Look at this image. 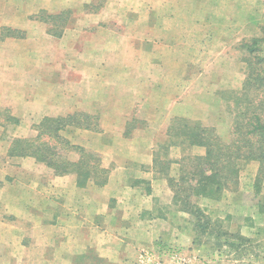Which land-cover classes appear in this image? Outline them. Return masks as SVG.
<instances>
[{"label": "crops", "instance_id": "1", "mask_svg": "<svg viewBox=\"0 0 264 264\" xmlns=\"http://www.w3.org/2000/svg\"><path fill=\"white\" fill-rule=\"evenodd\" d=\"M179 1L144 0L134 6L137 8L121 6L118 9L111 0L101 5L88 4L86 0H0V114L9 112L13 124L22 127L21 124L26 123L28 130L46 117L81 114L92 119L96 116L95 121L101 126L89 129L67 127L62 136L75 146L100 153L106 161L115 162L117 158L121 161L117 164L118 169L129 177L138 167L131 163L136 155L144 159L145 166L138 164L140 168L149 172L153 165V140L161 137L163 130L156 134L145 129L140 136L135 133L131 137L128 124L132 119L163 123L165 130L173 112L179 105H184L180 102L183 98H180L178 85L187 87L195 81L198 56L194 52V43L207 42V37L216 41L209 23H196L189 18L181 20L178 15L172 17L171 12L176 10H186L189 14L196 9V3L203 1L183 0L185 7L178 6ZM222 2H225L224 6L228 4L226 0ZM236 8H242L240 0H236ZM113 9V14L105 17V11ZM62 12H74L76 18L54 36L51 24L38 17ZM239 17L242 18L240 14ZM228 27L230 25L222 27L224 36L220 35L218 41H228L225 37L232 35ZM248 30L246 25L240 27V40L249 35ZM3 129L1 124L0 131ZM117 143L124 146L122 150L115 148ZM131 143H136L137 147L133 149ZM16 158L9 157V160ZM9 162H6L7 167L18 169ZM75 182L73 176L56 177L45 182L42 188L45 193L58 189L61 199L52 209L50 202L54 198H44L42 215L53 210L52 217L56 220L50 225L52 227L45 225L37 234L44 243L40 247L45 249L49 245L55 252L70 242L65 238L72 235V243L76 242V248L80 249L78 253L72 251L64 255L60 260L62 263L57 264H77L80 255L106 245L97 243L95 240L98 239L91 242L94 236L129 234L128 224L115 226L114 215L117 213L115 209L111 210V199L130 212L136 209L138 218L143 210L142 202L148 198L140 183L129 180L118 184L119 194H115L116 190L111 193L114 184L117 185L112 174L101 189L94 188L92 183L86 189H79ZM39 187L37 189L41 190ZM15 198L11 201L17 202L18 196ZM29 201L33 202L27 198ZM27 211L26 221L33 222V207L30 209L29 206ZM14 216L19 215L15 213ZM59 224L66 227L60 228ZM56 228L61 230L62 238L51 243L52 231L56 232L53 230ZM15 247L27 252L35 250L33 242L13 246L0 239V264H29L28 258L11 254L10 250ZM41 260L51 264L55 258L54 255L51 259L42 256ZM120 260H114L112 264H122L125 258ZM106 263L110 264L109 261Z\"/></svg>", "mask_w": 264, "mask_h": 264}, {"label": "rangeland", "instance_id": "2", "mask_svg": "<svg viewBox=\"0 0 264 264\" xmlns=\"http://www.w3.org/2000/svg\"><path fill=\"white\" fill-rule=\"evenodd\" d=\"M86 1L88 4L92 2L97 5L107 2V0ZM201 1L203 2L200 4L196 3V9L189 14L186 10L171 12L172 17L178 15L177 18L181 20L189 18L196 23H209L212 36H216L214 42L207 37V42L196 41L194 43V52L198 56L195 61L198 72L192 85H186L187 87H183L182 84L178 85L180 98H183L180 102L184 105L177 107L176 112H173V118H186L198 121L203 126L214 128L220 138L227 142L229 138L231 139L230 128L235 114L233 97L235 94H239L248 72L264 74V0H240L241 9L236 8V0H226L228 4L226 3L225 6L223 0H211L209 4L206 3L208 0ZM111 2H115L118 9L121 6L137 8L134 6H138V3H142L144 0H111ZM178 4V6L185 7L186 2L181 0ZM114 11V9L105 11V17L112 15ZM137 12L135 11V13ZM168 13L170 14V12ZM239 14L242 18L239 17ZM85 15H89V13ZM75 18L74 12H67L65 19L58 26H51L54 36H57L66 24H72ZM89 18H91L90 15ZM225 25H230L228 29L232 35L225 37L227 42L218 41L220 35L224 36L221 31ZM245 25L248 26L249 35H244L245 37L240 40L241 35H238L240 27ZM83 26H85L84 21ZM210 38L212 37L210 36ZM257 60L262 61L256 64ZM257 94L256 97H253V99H257L254 103L255 106L259 101H264V93ZM240 103H242L241 109H244L245 102ZM95 117L87 120L89 126L93 128L97 125L101 126L96 123ZM11 118L7 111L0 114V125L2 124L4 127L0 131V230L3 232L0 233V239L13 244V246L27 245L33 242L35 248L33 251L16 250V247L10 250L11 254L18 258H28L29 264H44L41 260L42 256L51 259L52 255H54L55 261L51 264H57L64 255H69L72 251L80 252V249L76 248L77 243H72L74 236L64 237L66 241L70 240V242H66L54 252V247L49 245V249L40 247L44 243L37 234L45 225L52 227L50 225L56 220L52 217L53 210L47 215H42L44 198L50 196L54 198L50 202L52 209H55L54 206H57L61 199L58 189L47 190L48 192L45 193L42 188L48 181L51 182L56 177L64 176H55L52 169L42 163L35 162L32 158L9 160V157L5 156L6 149L13 137L31 139L37 134L33 130L34 125L31 130L27 129L26 123L21 124L22 127H17V124L11 122ZM163 125V123H148L132 119L127 127L131 137H134L135 133L140 136L146 131L145 129L156 134L163 130L161 134L163 133L164 136L161 135L153 140L152 148L153 160L159 155L158 160L162 165L158 168L153 164L150 166L151 168L149 167V172L138 165L145 166L144 159L139 155L132 157L134 159L131 163L138 167L134 168L135 174L131 173V177H129L124 171L118 169L117 164L121 161L117 158L115 162H109L104 160L100 153L85 149L99 156L102 167L107 170L105 184L97 186L92 182L94 188L105 187L109 175L112 174V179L117 185L114 184L112 187L114 190L111 193L116 190L115 194H119L118 184L129 180L140 183L148 198L143 200V210H141L142 212L138 211L140 212L138 218L136 209H131L133 212H130L122 204H120L121 206L116 205L115 199H111L113 200V204H110L111 210L115 209L117 213H114L115 226L121 223L122 225L128 224L129 234L111 233L94 236L91 242L98 239L95 240L97 243L106 245L98 246L97 249L90 250L88 254L79 256V253L77 264H107V261L112 264L114 260H123L124 258L122 264H264V176H259V163L241 162L236 189L224 192L220 200L193 197V201L205 211L212 222L211 232L195 235L193 231L195 220L189 214L179 212L178 207L171 203L172 191L165 176L176 177L177 175L178 166L174 163L168 165V162L179 160L185 153L202 155L204 150L202 148L183 149L182 147L165 149L168 146L167 130L170 124L167 123L165 130ZM115 145V148L120 150L124 147L118 143ZM131 147L134 149L137 144L131 143ZM69 156L71 160L78 159L77 154ZM8 161L18 169L7 167L6 162ZM165 166L168 169L165 170ZM20 168H23L22 171ZM65 176H73L76 181V176L73 174ZM87 183L85 187L76 186L79 189H86L90 185V182ZM38 187L41 190H38ZM16 196H18V201H11L13 197L16 200ZM27 198H31L33 202H27ZM29 206L30 209L33 207L35 212L33 222L26 221ZM151 212L155 217H152ZM15 213L19 216L15 217ZM123 216L125 219L121 220ZM68 225L73 226L72 222ZM59 227L65 228L66 225L59 224ZM53 230L56 232L52 231L51 243L59 242L62 238L61 230L59 228ZM219 230L225 232L226 235L218 238ZM6 232L10 234L7 235ZM43 251H45L44 255H42ZM6 262L7 260L4 261V263Z\"/></svg>", "mask_w": 264, "mask_h": 264}, {"label": "trees", "instance_id": "3", "mask_svg": "<svg viewBox=\"0 0 264 264\" xmlns=\"http://www.w3.org/2000/svg\"><path fill=\"white\" fill-rule=\"evenodd\" d=\"M66 13L45 14L38 18L55 26L65 19ZM261 61L257 60L256 64ZM259 92L264 93V74L248 72L239 94H235L232 99L235 114L230 128L231 139L227 142L220 138L214 128L203 126L198 121L173 118L170 122L167 130L168 146L165 149L182 147L204 150L202 155L183 152L185 154L179 160L168 162V165L174 163L178 166L176 177L165 176L172 191L171 203L178 207L179 212L189 214L195 220V235L211 232L212 222L205 211L193 201V197L220 200L224 192L235 190L241 162H258L259 176H264V101H259L255 106L257 99H253ZM240 102H245L244 109H241ZM88 119L81 114L65 118H43L35 126L37 134L34 138L11 139L7 156L32 158L52 169L55 176L73 174L78 187H85L87 182L102 186L107 181V170L102 167L101 158L71 144L62 136V131L67 127L91 128ZM71 154H77L78 159L71 160ZM158 156L154 157L153 164L160 168L162 163ZM218 233V238L226 235L222 230Z\"/></svg>", "mask_w": 264, "mask_h": 264}]
</instances>
